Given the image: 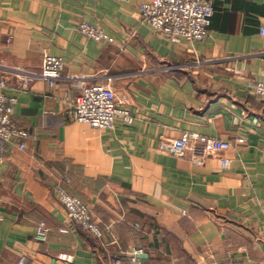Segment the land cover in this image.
I'll return each instance as SVG.
<instances>
[{
  "label": "crops",
  "instance_id": "crops-1",
  "mask_svg": "<svg viewBox=\"0 0 264 264\" xmlns=\"http://www.w3.org/2000/svg\"><path fill=\"white\" fill-rule=\"evenodd\" d=\"M145 1L0 0V77L29 134L0 163V264H130L135 251L137 264H264V103L249 88L264 74V0H213L197 43L143 24ZM82 23L115 43L83 37ZM48 56L63 60L62 80L22 86ZM78 80L111 86L130 122L78 123ZM192 133L233 149L170 151ZM58 184L89 206L101 239L70 221Z\"/></svg>",
  "mask_w": 264,
  "mask_h": 264
},
{
  "label": "built area",
  "instance_id": "built-area-1",
  "mask_svg": "<svg viewBox=\"0 0 264 264\" xmlns=\"http://www.w3.org/2000/svg\"><path fill=\"white\" fill-rule=\"evenodd\" d=\"M139 13L143 24L156 34L167 38L171 42L197 43L205 41L209 36L211 20L215 14L213 0H147L140 4ZM79 33L95 43H115V40L106 35L100 28L82 23ZM264 35V28L261 29ZM65 64L62 59L48 56L44 60L41 73H28L20 78V84L27 87L36 80H42L55 87L62 80ZM253 95L264 103V74L263 79L249 86ZM77 95L72 106L76 121L96 130L111 131L118 119L129 123L131 113L117 104L116 94L111 86H88L83 80L75 85ZM8 81L0 77V163L9 148L19 151L27 150L29 134L19 128L13 119L18 98L8 93ZM188 149L200 150L203 157L211 156L233 149L230 142L209 138L200 134H186L182 140L172 144L170 151L175 155H182ZM198 163H201L198 160ZM55 194L64 208L70 221L101 239L103 232L93 217L92 211L81 199L66 192L62 185L55 187ZM50 229L46 222H40L34 234V240L46 243ZM138 251L129 258L130 264H137ZM21 258L19 264H24ZM115 264H122L116 261Z\"/></svg>",
  "mask_w": 264,
  "mask_h": 264
},
{
  "label": "trees",
  "instance_id": "trees-1",
  "mask_svg": "<svg viewBox=\"0 0 264 264\" xmlns=\"http://www.w3.org/2000/svg\"><path fill=\"white\" fill-rule=\"evenodd\" d=\"M15 149H16V148H15ZM18 151H19V150H18ZM84 232H85V233H88V234H91V233H89L88 231H85V230H84ZM91 235H92V234H91Z\"/></svg>",
  "mask_w": 264,
  "mask_h": 264
}]
</instances>
